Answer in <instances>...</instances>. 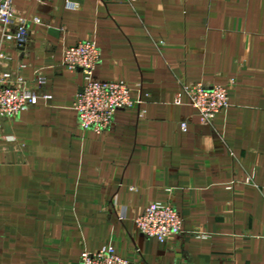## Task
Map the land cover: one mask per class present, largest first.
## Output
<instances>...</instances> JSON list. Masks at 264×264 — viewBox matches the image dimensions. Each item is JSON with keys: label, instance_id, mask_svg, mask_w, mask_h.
<instances>
[{"label": "crops", "instance_id": "0c3cea01", "mask_svg": "<svg viewBox=\"0 0 264 264\" xmlns=\"http://www.w3.org/2000/svg\"><path fill=\"white\" fill-rule=\"evenodd\" d=\"M14 2L41 19L9 49L39 97L0 130V264H80L110 243L130 264H264V0ZM83 40L100 51L96 80L142 98L101 134L81 129L83 76L62 65ZM187 83L228 86L211 126ZM157 201L183 219L168 243L134 224Z\"/></svg>", "mask_w": 264, "mask_h": 264}, {"label": "built area", "instance_id": "2783aa9c", "mask_svg": "<svg viewBox=\"0 0 264 264\" xmlns=\"http://www.w3.org/2000/svg\"><path fill=\"white\" fill-rule=\"evenodd\" d=\"M67 6L74 8L75 4L68 1ZM30 23L40 24L41 19L26 16L17 9L14 0H0V130L4 121L17 118L38 101L39 96L26 85L21 74L23 65L11 67L13 57L9 51L10 48L26 44L31 33ZM99 61L100 51L92 40L79 41L64 48L62 52V65L72 72L79 71L83 76V84L73 104L79 125L82 130L95 134L115 126L116 111L132 108L142 102V98L133 99L131 96L134 85L122 80H96L94 71ZM36 77L40 84L44 83L40 73ZM183 90L199 122L206 126H211L215 117L230 105L228 86L187 83ZM42 97L45 100L51 98L48 94ZM187 128V120H182L180 129L186 131ZM7 139L13 140V137L7 136ZM134 224L143 236L155 238L161 243H168L183 232V219L168 202L149 203L134 218ZM80 264H130V261L120 256L110 243L98 250L82 251Z\"/></svg>", "mask_w": 264, "mask_h": 264}]
</instances>
